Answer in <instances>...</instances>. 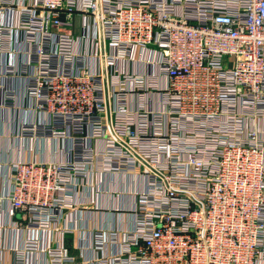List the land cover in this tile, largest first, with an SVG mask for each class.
<instances>
[{
  "label": "built area",
  "instance_id": "2783aa9c",
  "mask_svg": "<svg viewBox=\"0 0 264 264\" xmlns=\"http://www.w3.org/2000/svg\"><path fill=\"white\" fill-rule=\"evenodd\" d=\"M19 33L28 94L51 118L23 137L73 139L70 159L13 164L4 198L15 221L0 239L26 233L12 248L19 264L34 253L74 262L56 234L65 212L88 206L68 188L96 163L146 182L132 231H92L96 264L264 261V0H0V53ZM123 62L150 72L129 76ZM108 81L117 106L105 116ZM5 93L0 80L10 106ZM157 95L164 109L149 105ZM91 138L104 147L90 149Z\"/></svg>",
  "mask_w": 264,
  "mask_h": 264
},
{
  "label": "crops",
  "instance_id": "0c3cea01",
  "mask_svg": "<svg viewBox=\"0 0 264 264\" xmlns=\"http://www.w3.org/2000/svg\"><path fill=\"white\" fill-rule=\"evenodd\" d=\"M23 33L13 34L10 40L4 42L2 53H0V80L2 87L13 99L10 106L0 105V224L11 225L15 219L8 214L9 205L6 201L12 175L13 164L17 161H62L70 159L73 144L70 138L57 139L55 137L41 136L36 138H25L22 134L24 125H36L44 127L51 124V118L45 112L38 110L34 100L29 96L27 84L32 68L28 66L29 44L24 40ZM115 53L114 49L110 50ZM94 68V65H91ZM123 73L129 76H145L150 70L141 63H122ZM164 84V81H160ZM106 86L108 109L116 110L117 101L111 97V92ZM149 105L154 109H164L162 95L148 98ZM138 102V101H137ZM130 107H136L135 100L128 97ZM115 118V114H114ZM108 123L110 121L107 120ZM264 128V123L260 122V129ZM90 149H102L101 141L90 139L86 142ZM96 163L89 177L85 180L82 188H68V193L78 197L83 202L88 203L86 208L78 213L65 212L63 232L57 231L56 239L59 243H64L68 248L69 255L73 258L72 263L66 264H96L102 252L92 251L93 230L113 231L120 229L123 233L132 231L135 227L133 209L137 205L136 195L146 188L143 177L131 173L103 172ZM76 190V193L74 192ZM93 201V202H91ZM67 213V214H66ZM67 217V218H66ZM68 220L72 222V231ZM68 225L69 230H65ZM26 233L17 235L11 229L2 232L0 239V264H19V254L12 248L23 249ZM119 251L118 246L112 249L108 246L106 252ZM32 256V255H31ZM26 264H49L48 258L40 253H34L27 257ZM259 264H264V261Z\"/></svg>",
  "mask_w": 264,
  "mask_h": 264
}]
</instances>
